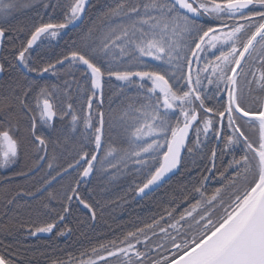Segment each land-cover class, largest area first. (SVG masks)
Here are the masks:
<instances>
[{
    "label": "snow or ice",
    "instance_id": "1",
    "mask_svg": "<svg viewBox=\"0 0 264 264\" xmlns=\"http://www.w3.org/2000/svg\"><path fill=\"white\" fill-rule=\"evenodd\" d=\"M37 2L44 15L27 30L9 23L17 3H0V169L16 166L0 177V264H32L28 237L71 236L78 205L95 220L81 195L94 173L131 167L147 194L205 150L200 199L168 211L166 227L154 220L51 264H264V0ZM65 118L73 133L82 125L78 139Z\"/></svg>",
    "mask_w": 264,
    "mask_h": 264
},
{
    "label": "trees",
    "instance_id": "2",
    "mask_svg": "<svg viewBox=\"0 0 264 264\" xmlns=\"http://www.w3.org/2000/svg\"><path fill=\"white\" fill-rule=\"evenodd\" d=\"M18 1L20 10L13 20L17 26L24 27L27 30L32 24L38 22L37 12H40L41 15H44V12L37 0H31V6H25L27 0ZM92 2L104 4L111 3L112 0H92ZM98 11V8L89 9L84 22L78 28L71 29L73 38L93 22ZM44 18L47 20V16H44ZM21 39H23V34H21ZM62 47L63 41H60V47H55L52 51L58 53ZM105 111L107 112V108H105ZM69 119L65 118L63 122L65 131L69 136L78 139L82 125L76 133H73ZM56 123L59 127L60 122L56 121ZM105 140L117 147L122 145L119 130L108 131L107 124ZM206 157L207 151L205 150L204 155L196 157L195 166L189 164L191 158L186 157L183 161L186 167L182 166L180 171L164 185L140 200L137 199L138 194L135 188L147 178L142 173H137L131 167L123 174L116 173L115 170L110 168L107 171L94 173L88 178V183L81 185V195L88 199L89 203H92L96 211L95 220L91 219L89 210L82 205H78L68 225L73 228L71 236L58 237L54 234L41 233L37 237L24 239L22 243L30 246L28 255L32 259V264H51L53 260H67L69 257L78 259L82 252H90L92 247L121 237L128 231H134L136 228L152 224L154 220L160 221V226L166 227L172 222L167 218L168 211H172L173 217L178 218L179 214L190 207L191 203L200 199L199 194L194 193L192 189L194 186H199L200 174L203 172L204 167H210ZM66 159H70V157L65 153L58 160V163L64 164ZM224 159L227 160L229 157ZM115 162L113 161V163ZM217 165H220L219 159ZM15 167L0 169V177L11 176ZM42 175L41 172L34 181L27 182L29 186L33 183L38 184ZM70 179L71 177H66L64 181L54 183L53 188L59 189L60 183H67ZM219 186L217 180H209L206 182L203 191L207 195H211L213 190ZM2 195L3 192L0 191V196ZM162 216L165 218L164 220H160ZM161 240L162 234L152 237L153 244L159 243ZM84 258L87 259V256Z\"/></svg>",
    "mask_w": 264,
    "mask_h": 264
},
{
    "label": "water",
    "instance_id": "3",
    "mask_svg": "<svg viewBox=\"0 0 264 264\" xmlns=\"http://www.w3.org/2000/svg\"><path fill=\"white\" fill-rule=\"evenodd\" d=\"M191 135V134H190ZM181 167L177 170H174L172 173H169L168 176L161 182H159L157 185H153L150 187V189H146L147 194H138L137 199H143L148 194L152 193L153 191L160 188L162 185H164L168 180H170L174 175H176L180 171Z\"/></svg>",
    "mask_w": 264,
    "mask_h": 264
},
{
    "label": "flooded vegetation",
    "instance_id": "4",
    "mask_svg": "<svg viewBox=\"0 0 264 264\" xmlns=\"http://www.w3.org/2000/svg\"><path fill=\"white\" fill-rule=\"evenodd\" d=\"M2 2H6L5 0H0V3ZM14 2L17 3V8L15 9V11L13 12V14L11 15V17H9V23L13 26V27H16L17 25L15 24V21L13 20V18L16 16V14L19 13V1L18 0H14ZM85 20V19H84ZM84 22V21H83ZM81 25V24H80ZM79 25V26H80ZM246 134L249 135V137L251 139H253V137H255V135H257L256 131L255 130H246Z\"/></svg>",
    "mask_w": 264,
    "mask_h": 264
},
{
    "label": "rangeland",
    "instance_id": "5",
    "mask_svg": "<svg viewBox=\"0 0 264 264\" xmlns=\"http://www.w3.org/2000/svg\"><path fill=\"white\" fill-rule=\"evenodd\" d=\"M250 138V137H249ZM251 139V138H250ZM257 139V135H255V137H253V139H251V140H253V141H255Z\"/></svg>",
    "mask_w": 264,
    "mask_h": 264
}]
</instances>
